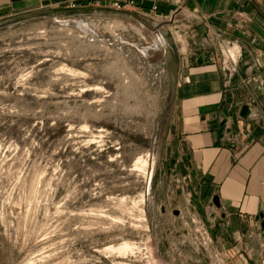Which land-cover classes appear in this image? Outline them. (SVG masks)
Returning a JSON list of instances; mask_svg holds the SVG:
<instances>
[{
  "label": "rangeland",
  "instance_id": "1",
  "mask_svg": "<svg viewBox=\"0 0 264 264\" xmlns=\"http://www.w3.org/2000/svg\"><path fill=\"white\" fill-rule=\"evenodd\" d=\"M124 10L0 19V264H226L160 183L165 55L184 36Z\"/></svg>",
  "mask_w": 264,
  "mask_h": 264
},
{
  "label": "crops",
  "instance_id": "2",
  "mask_svg": "<svg viewBox=\"0 0 264 264\" xmlns=\"http://www.w3.org/2000/svg\"><path fill=\"white\" fill-rule=\"evenodd\" d=\"M85 1L68 10L88 9ZM134 1L122 9L132 18L159 20L176 8L171 26L184 36L165 55L171 66L159 127L165 203L171 210L172 200L193 208L226 264H264V0ZM154 2L156 15L146 14ZM99 3L110 7L108 0ZM44 7L65 6L0 0V19ZM221 41L241 51L232 72L220 68ZM242 103L246 117L238 115Z\"/></svg>",
  "mask_w": 264,
  "mask_h": 264
},
{
  "label": "built area",
  "instance_id": "3",
  "mask_svg": "<svg viewBox=\"0 0 264 264\" xmlns=\"http://www.w3.org/2000/svg\"><path fill=\"white\" fill-rule=\"evenodd\" d=\"M77 1L78 0H61V3L63 4V6L67 8H75L77 6ZM99 1L100 0H86L85 3L89 5L91 4L100 5L101 3H99ZM108 1H109V6L116 10H120V9L122 10L125 9L127 6H131L135 4L134 0H108ZM157 10H158L157 3L154 2L149 6L147 10H144V12H146V14L154 15ZM175 10L176 8L169 13L167 18L173 17V13ZM159 16L162 18H166V15L164 14H160ZM217 46L220 56L219 57L220 68L228 72L234 71L236 69L237 62L241 56V51L239 47L229 41L218 42ZM192 222L195 224L194 230L197 232L196 234L198 236H200L203 240L206 239L207 244L213 241L208 231H205L203 229L204 223L200 221L198 217L192 219ZM201 233L203 234L204 237H202ZM198 236H196L197 240H198ZM209 251L211 253V257H215L216 255H219L217 254L218 252H216V249L213 247V245H211Z\"/></svg>",
  "mask_w": 264,
  "mask_h": 264
},
{
  "label": "water",
  "instance_id": "4",
  "mask_svg": "<svg viewBox=\"0 0 264 264\" xmlns=\"http://www.w3.org/2000/svg\"><path fill=\"white\" fill-rule=\"evenodd\" d=\"M248 113H249V107H248V105L247 104H245V103H242L241 105H240V107H239V110H238V115L240 116V117H246L247 115H248ZM156 144H157V141H156ZM154 155V154H153ZM212 203L213 204H215V205H218V201H217V196L216 195H214L213 197H212ZM260 222H259V229H260V231L262 232V230H263V228H264V218H263V216L261 215V217H260Z\"/></svg>",
  "mask_w": 264,
  "mask_h": 264
},
{
  "label": "bare ground",
  "instance_id": "5",
  "mask_svg": "<svg viewBox=\"0 0 264 264\" xmlns=\"http://www.w3.org/2000/svg\"><path fill=\"white\" fill-rule=\"evenodd\" d=\"M139 160L142 163V166H145L146 167L148 165L147 158H144V159H141L140 158ZM133 248L137 249V246L135 244H129V243L124 242L123 244L119 245L116 250L118 252H122V253L124 252L125 253L127 251L128 252H132L133 251Z\"/></svg>",
  "mask_w": 264,
  "mask_h": 264
}]
</instances>
